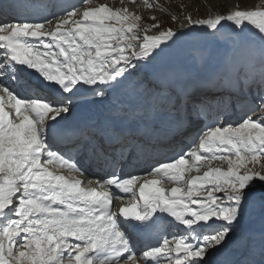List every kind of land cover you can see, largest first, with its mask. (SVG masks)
I'll use <instances>...</instances> for the list:
<instances>
[{"label": "snow or ice", "instance_id": "obj_1", "mask_svg": "<svg viewBox=\"0 0 264 264\" xmlns=\"http://www.w3.org/2000/svg\"><path fill=\"white\" fill-rule=\"evenodd\" d=\"M82 5L54 22L42 15L46 5L21 0L19 21L0 23L6 65L0 77V264H264V236L257 260L254 241L241 234L251 212L258 209L264 218V117L254 118L264 98L257 105L241 101L234 124L218 115L175 159L121 175L116 169L126 154L141 150L140 125L159 108L175 107L155 65L185 33L159 30L155 16L143 24L126 6ZM147 6L161 7L155 0ZM187 22L206 26L217 41L229 33L234 54L214 66L202 60L212 73L209 91L251 78L257 63L264 83V7L237 5ZM249 26L259 34L258 45L245 39ZM86 93L115 94L113 114L103 123L64 125ZM223 103L208 95L200 101L217 109ZM69 144L75 157L72 149L62 150ZM85 159L102 162L109 174L94 177ZM162 220L181 231L136 251L128 225L153 232ZM233 244L246 248L248 258L218 259Z\"/></svg>", "mask_w": 264, "mask_h": 264}, {"label": "rangeland", "instance_id": "obj_2", "mask_svg": "<svg viewBox=\"0 0 264 264\" xmlns=\"http://www.w3.org/2000/svg\"><path fill=\"white\" fill-rule=\"evenodd\" d=\"M153 0H124L123 4L121 3V0H97V3H106L109 6H112L114 8H120V7H128L130 11L135 12L137 15H140L143 17L142 23L143 24H151L154 21H152L150 18L155 16L156 21L158 22L162 27L159 30H166L167 28L171 27L173 30H177L180 22H185L187 18L190 16L193 20L197 19H207L211 18L218 14H225L229 9H232L233 6H240L241 8H254L257 6L264 7V0H155V3L159 4L161 7H148L147 4H151ZM79 7H82V3ZM230 23V22H228ZM156 29H153L148 34H153L156 32ZM247 34L252 37L253 43L255 45H258L260 42V37L257 32V30L249 26V29L247 31ZM210 39H212L210 37ZM201 45H204L205 47H209L210 43H200ZM199 46V45H198ZM230 52L231 55H233V50L231 48H227L225 50L226 52ZM228 52V53H229ZM218 57V60H221L219 58V54H216ZM206 57V56H205ZM192 60L191 58H189ZM218 60L214 61V65L218 62ZM198 68L202 69L200 64H198ZM259 71V69H258ZM251 91H248L249 97L246 99L248 103L252 105H257L261 98H264V83L258 84L256 87H251ZM223 93L218 94L214 98H221L224 103L220 106L219 109L215 107L211 122L214 123L217 120V116L226 114L225 119L221 118L219 119L222 123H225V120L227 121L225 124H234L237 121L240 120L242 113H240L239 110V102L235 99H231L227 94L225 96L222 95ZM250 99V100H249ZM242 101H245L244 99ZM200 109L205 110V105L200 104L198 106ZM202 107V108H201ZM195 108V107H194ZM208 112L210 110L209 107H207ZM221 109V110H220ZM230 109L231 112H228ZM235 109H237V112L240 113V116H238V113L234 112ZM220 110V112L218 111ZM198 115H195V121L198 122L199 126L201 128H206L208 124H212L210 121H204L205 115L203 116V111L199 110L197 111ZM208 114V113H207ZM206 114V115H207ZM230 116V117H228ZM256 117H264V109L257 111L255 113L254 118ZM230 121V122H228ZM195 131L201 132V130L194 128ZM200 134H194L193 137L194 140H191V144L196 140V138ZM189 146V147H190ZM213 166H222L226 167V165L222 164L220 161H215ZM195 174V173H193ZM171 186V185H167ZM257 211L260 213V211L257 209ZM261 214V213H260ZM259 214V215H260ZM259 215L256 216L259 217ZM253 217V216H252ZM260 222H264V218L258 219Z\"/></svg>", "mask_w": 264, "mask_h": 264}, {"label": "bare ground", "instance_id": "obj_3", "mask_svg": "<svg viewBox=\"0 0 264 264\" xmlns=\"http://www.w3.org/2000/svg\"><path fill=\"white\" fill-rule=\"evenodd\" d=\"M80 2L78 4H76L75 6H79ZM4 6H0V9H3ZM60 9H57L56 12H59ZM55 15L52 14V16ZM50 16V17H52ZM55 22V20H53ZM187 22V20H186ZM188 23V22H187ZM186 23V24H187ZM183 24L182 26L179 27V29L177 30H181L183 29ZM206 27V26H205ZM229 27V23L225 22V28ZM207 28V27H206ZM210 33V30L207 29V33L206 36L202 37V38H198V39H191L188 38L187 36H183L181 43L174 49H171L167 55H165L164 57H162L157 64L155 65V71H163L169 75H173L175 78H179V76L183 73L186 72L188 70H202L200 68H198V60H196L195 55L197 54V52L194 53H189V50H200V51H205V48H209V47H205L204 45H201L200 43H207L205 41V39L207 38V34ZM229 35V33L225 32L224 34V38H222L221 40L217 41L214 40L212 38V42L211 44H214L213 47H211V50H213V53L219 54V58L223 59L226 56H230V52L226 55L225 50L227 48H231L232 44L231 41L227 38ZM245 39L248 43L253 44V39L251 36H249L247 33L245 34ZM197 45V46H196ZM199 45V46H198ZM217 47V48H214ZM233 50V49H232ZM189 58H191L192 60H190ZM218 60V58L216 59ZM215 60V61H216ZM219 61V60H218ZM6 65H4L2 62H0V69L5 68ZM10 70V69H9ZM211 72H206L204 73L205 76L210 74ZM143 75V74H141ZM205 96H199L196 99V105L195 108H191L192 113H195L193 110L195 109L196 111L199 109L198 106H200V101L202 99H204ZM91 99L90 98H84L83 103H79V104H83V106H86L88 110H92L93 109V104L91 103ZM230 117V116H228ZM230 122V121H228ZM195 128V127H194ZM187 133L189 134V130L187 131ZM186 141V140H184ZM154 153H152L153 155ZM115 195H122L121 193L118 192H114ZM127 199H125L124 201H120L122 203H127ZM254 223L258 226L260 233V236L264 235V222H260V221H255L252 222L251 225H254ZM242 229L244 230V232L246 233V227L242 226ZM170 233H173L172 231ZM169 233V234H170Z\"/></svg>", "mask_w": 264, "mask_h": 264}]
</instances>
